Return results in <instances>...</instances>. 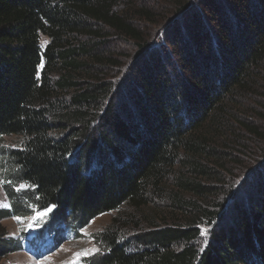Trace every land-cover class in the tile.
<instances>
[{"label":"trees","instance_id":"1","mask_svg":"<svg viewBox=\"0 0 264 264\" xmlns=\"http://www.w3.org/2000/svg\"><path fill=\"white\" fill-rule=\"evenodd\" d=\"M145 1L0 0V261L52 207L37 259L112 215L86 264H264V0Z\"/></svg>","mask_w":264,"mask_h":264},{"label":"rangeland","instance_id":"2","mask_svg":"<svg viewBox=\"0 0 264 264\" xmlns=\"http://www.w3.org/2000/svg\"><path fill=\"white\" fill-rule=\"evenodd\" d=\"M144 9L150 13L158 14L160 17L168 16L171 6L168 3L161 4L158 0H146ZM5 145L12 148H19L21 139L19 137H10L5 139ZM6 192L0 186V208L5 209L7 205ZM28 216L25 218L13 219L5 218L1 220V226L7 235L12 238H20L19 250L6 251L5 256L1 259L0 264H86V260H90L96 256L99 249L95 245L93 238L102 233L109 225L112 215H104L96 218L82 230L80 238L64 234L62 241H57V247L49 255H44L40 259L30 256L27 253V241L37 236L41 227L50 218L52 208L36 210L28 208ZM46 248L53 246V241L48 238L44 244ZM23 246L24 248H21ZM85 250L93 252L91 255H81L77 258V253H83ZM88 264L90 262L88 261Z\"/></svg>","mask_w":264,"mask_h":264},{"label":"snow or ice","instance_id":"3","mask_svg":"<svg viewBox=\"0 0 264 264\" xmlns=\"http://www.w3.org/2000/svg\"><path fill=\"white\" fill-rule=\"evenodd\" d=\"M17 219H19V218H17ZM203 234V233H202ZM95 250H93V252H94ZM93 252H89L88 250H85L83 253H77L76 254V256H77V258H79V256H81V255H85V256H87V255H91V254H93Z\"/></svg>","mask_w":264,"mask_h":264}]
</instances>
